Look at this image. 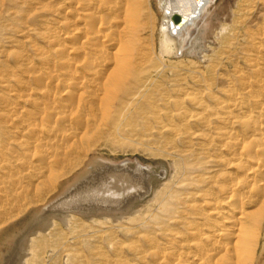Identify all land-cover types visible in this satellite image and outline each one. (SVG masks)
Here are the masks:
<instances>
[{
  "label": "bare ground",
  "instance_id": "6f19581e",
  "mask_svg": "<svg viewBox=\"0 0 264 264\" xmlns=\"http://www.w3.org/2000/svg\"><path fill=\"white\" fill-rule=\"evenodd\" d=\"M209 1L158 0L162 54L178 52L182 30ZM59 3L60 12L45 3L39 20L45 46L34 48L36 58L14 50L16 69L0 73V228L39 187L79 168L90 152L84 144L123 112L149 118L162 109L165 149L179 158L174 183L160 192L147 236L133 237L129 252L114 247L113 259L98 251V262L257 264L264 235V0L245 20V32L225 37L228 52L209 74L189 68L167 88L166 66L153 55L150 0ZM112 167L86 175L43 211L38 228L52 215L114 219L136 209L150 188L149 173Z\"/></svg>",
  "mask_w": 264,
  "mask_h": 264
},
{
  "label": "rangeland",
  "instance_id": "374dc122",
  "mask_svg": "<svg viewBox=\"0 0 264 264\" xmlns=\"http://www.w3.org/2000/svg\"><path fill=\"white\" fill-rule=\"evenodd\" d=\"M47 1H0V73L16 69L11 56L14 50H19L25 56L32 54L36 58L34 48L45 46L42 39L44 30L39 20L41 15H46ZM51 1L60 12L59 0ZM150 4L155 21L153 55L166 66L169 81L164 83L165 88L171 86L179 75L187 73L189 68L209 74V67L228 52V46L223 43L225 37L233 36L235 32H245L248 26L245 20L258 7L257 0H210L198 18H194V24L182 30L178 52L162 54L159 31L163 15L158 0H150ZM58 12L54 24L57 30L61 21ZM3 94L0 88V99ZM153 97L162 98L160 94ZM165 114V110L160 109L147 113L149 118H145L135 109L125 111L118 121L110 122L106 129L85 143L90 152L79 168L61 177L55 186L39 187L36 196L29 195L20 208L13 209L11 218L1 225L0 264H103L98 262L101 260L97 257L98 251L113 259L116 257L114 247L124 246L123 251L129 252L133 237H146L147 228L156 225L155 213L161 209L157 202L159 194L174 183L177 172L175 162L179 160L167 154L165 143L170 139L159 130L167 124ZM156 117L161 118L156 120ZM112 166H121L122 170L130 173L133 170L135 173H149L150 188L138 196L136 209L114 219H105L103 214L82 215L78 212L71 214L68 221L52 215L45 225L46 229L42 231L38 228V223L47 216L43 214L44 210L81 187L88 180L86 175L89 177L99 171H110ZM138 167L143 170H137ZM145 219L148 222L142 229L140 222ZM30 228H33L32 231H26ZM263 248L264 235L261 237L257 264H264Z\"/></svg>",
  "mask_w": 264,
  "mask_h": 264
},
{
  "label": "water",
  "instance_id": "95a60500",
  "mask_svg": "<svg viewBox=\"0 0 264 264\" xmlns=\"http://www.w3.org/2000/svg\"><path fill=\"white\" fill-rule=\"evenodd\" d=\"M172 18H173V20L177 21L179 18V15L177 13H173Z\"/></svg>",
  "mask_w": 264,
  "mask_h": 264
}]
</instances>
